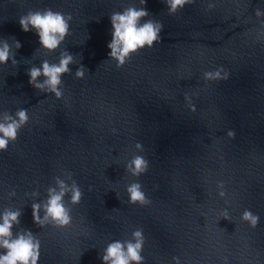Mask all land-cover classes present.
<instances>
[{"label":"water","instance_id":"95a60500","mask_svg":"<svg viewBox=\"0 0 264 264\" xmlns=\"http://www.w3.org/2000/svg\"><path fill=\"white\" fill-rule=\"evenodd\" d=\"M131 5L163 23V39L117 68L108 56L110 15ZM46 8L73 17L54 52L19 24L29 10ZM257 8L264 11V0H195L175 14L164 0H0V40L19 61L0 64V114L26 108L30 116L18 140L0 151V213L23 211L13 232L38 235V264H103L107 245L131 239L136 228L146 237L144 264H176L173 257L264 264V16ZM63 50L76 63L57 99L35 89L27 69L58 63ZM80 63L82 79L75 76ZM221 68L226 78H205ZM135 155L149 161L139 177L126 170ZM69 172L84 193L71 205L72 224L40 228L31 204ZM137 180L151 204L129 203L127 185ZM245 209L259 215L257 227L241 219Z\"/></svg>","mask_w":264,"mask_h":264},{"label":"clouds","instance_id":"9594fccd","mask_svg":"<svg viewBox=\"0 0 264 264\" xmlns=\"http://www.w3.org/2000/svg\"><path fill=\"white\" fill-rule=\"evenodd\" d=\"M141 5H146L147 0H139ZM169 14H175L185 5L195 3V0H164ZM209 9L215 7L209 4ZM150 13L146 7L128 6L123 11H116L110 15L112 24V40L108 44L111 51L108 53L109 59L115 60L116 67L122 68L129 63L135 54L147 48H152L157 42H162V31L164 25L156 19H147ZM256 16H264V11L256 9ZM73 19L70 13L54 11L51 8L29 10L19 18V24L24 32L35 31L39 36L40 45L48 52H54L60 48L66 37L70 35V21ZM264 23V21H262ZM15 49L22 47L21 42L14 38ZM11 59L13 64H18L16 54L12 50V45L5 38L0 40V64H6ZM75 55L68 50L60 53L58 63L48 60L42 62V66H31L27 69L30 76L29 83L41 92L54 93L57 99L63 98L62 76L71 73L69 67L75 64ZM86 67L80 63L75 72L77 78H84ZM227 73L223 69L209 71L205 73V78L214 80L226 78ZM44 77L43 80L40 78ZM190 101V100H189ZM191 104V103H190ZM195 111V105H191ZM30 120L26 108L17 109L15 114L4 111L0 114V151H7L10 143L18 140L20 130L27 125ZM230 137L235 136L234 131H229ZM136 148L143 150V145L136 144ZM149 161L142 155H135L127 163L126 170L135 177L147 172ZM67 180L60 176L55 177V186L47 189V198L41 202L31 204L34 223L40 228L52 225L57 228H67L73 222L71 205L79 204L83 198V190L78 182L73 179L72 173H66ZM70 180L69 184L67 181ZM223 187V181L219 182ZM143 185L137 180L127 185L129 193V203L146 206L151 204V200L142 190ZM91 190V187L90 189ZM16 193L13 190L10 195ZM70 194V200L65 201V196ZM30 195L39 196V191H34ZM224 195L223 192L220 193ZM43 211V216L41 212ZM21 209L7 207L0 213V264H38L41 256V241L37 234L31 229L22 228L14 234V226L21 224ZM224 219H230L227 209L222 213ZM241 219L250 222L255 228L259 224L260 217L251 210L245 209ZM146 237L142 228H136L132 232L131 239L113 240L104 249L102 254L103 264H144L145 257L142 255ZM176 264H180L179 257H173ZM227 257H225V261Z\"/></svg>","mask_w":264,"mask_h":264}]
</instances>
